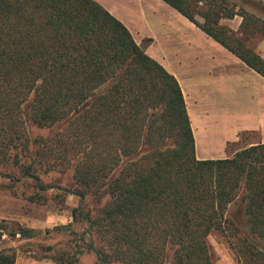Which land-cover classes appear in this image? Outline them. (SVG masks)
I'll use <instances>...</instances> for the list:
<instances>
[{"label":"trees","instance_id":"1","mask_svg":"<svg viewBox=\"0 0 264 264\" xmlns=\"http://www.w3.org/2000/svg\"><path fill=\"white\" fill-rule=\"evenodd\" d=\"M164 1L264 76L247 43L264 37L263 18L222 0ZM237 14L239 30L220 23ZM54 171L72 172V215L88 223L56 264H78L86 248L103 264H213V230L243 264H264V143L199 159L179 80L99 1L0 0V188L30 180L42 201ZM39 233L3 220L0 264L17 262L5 235Z\"/></svg>","mask_w":264,"mask_h":264},{"label":"rangeland","instance_id":"2","mask_svg":"<svg viewBox=\"0 0 264 264\" xmlns=\"http://www.w3.org/2000/svg\"><path fill=\"white\" fill-rule=\"evenodd\" d=\"M107 5L115 8L122 17L123 22H128L134 31L141 30L145 35L149 34L155 38L151 49L148 52L150 40L141 36L137 41L145 47L149 54L162 53L173 55L177 62L178 58L185 59L186 51L195 52L201 47V38L187 29V24L180 16H176L171 6L158 7L156 10L149 11L144 5V15L140 10L131 4V0H104ZM151 6L158 5L157 2L149 0ZM230 9L240 13L247 10L264 19V0H222ZM203 3H201L202 5ZM141 9V8H140ZM140 15V16H139ZM134 18V19H132ZM197 19L201 22L204 19L198 15ZM222 25L230 27L233 30H239L242 23V17L237 14L233 18H223ZM126 24V23H125ZM128 26V25H127ZM248 45L264 55V37L262 35H253L247 40ZM204 49V48H203ZM202 50V49H201ZM211 51L213 49H205ZM264 57V56H263ZM28 128L33 136L47 134L48 129L28 122ZM11 171L10 168H8ZM43 180L48 184H53L55 188L49 189L45 193V199L42 201H31V194L35 189L30 186L31 181L27 180L25 184L19 183L14 187V191L7 187L0 188V223L3 220L8 222L17 221L28 227H34L40 233L34 238L17 237L12 239L5 235V245L14 246L17 251L16 264H56L53 256L60 252H72L77 248V242L83 245L81 236L88 227L84 220L74 221L72 210L79 207L81 200L76 194L69 193L68 190L73 186L72 172H50L42 174ZM5 178L0 177V183L7 184ZM232 206V211L236 209ZM67 228L56 229L59 226ZM50 229V232H47ZM74 231V233H72ZM86 241L89 236L85 234ZM78 240V241H77ZM208 243L213 257V264H243L239 261L235 249L227 236L213 230L208 236ZM78 264H103L98 255L89 249H85L79 255ZM110 264H124L113 260Z\"/></svg>","mask_w":264,"mask_h":264},{"label":"crops","instance_id":"3","mask_svg":"<svg viewBox=\"0 0 264 264\" xmlns=\"http://www.w3.org/2000/svg\"><path fill=\"white\" fill-rule=\"evenodd\" d=\"M97 1L123 21L115 8L104 0ZM139 1L131 0V4L142 13L144 5H139L141 2L149 11L170 6L164 0H153L158 3L155 6H151L152 1L149 0ZM173 9L176 16L186 21L185 27L201 38V47L193 53L189 48L186 58H178L177 62L170 54L154 51L150 55L174 74L181 84L195 137L197 157L228 158L239 147L264 143V76ZM125 23L136 40L142 36L151 41L149 52L155 38L145 35L141 30L134 31L128 22ZM209 48L213 50H205Z\"/></svg>","mask_w":264,"mask_h":264}]
</instances>
